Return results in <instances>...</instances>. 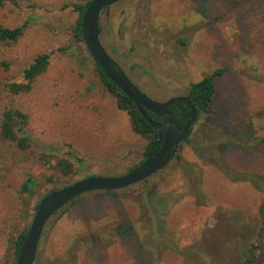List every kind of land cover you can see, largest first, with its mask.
Listing matches in <instances>:
<instances>
[{
    "label": "rangeland",
    "instance_id": "1",
    "mask_svg": "<svg viewBox=\"0 0 264 264\" xmlns=\"http://www.w3.org/2000/svg\"><path fill=\"white\" fill-rule=\"evenodd\" d=\"M89 1L0 0V25L26 24L17 42L0 44V121L6 108H19L33 139L21 151L0 137V264H17L15 241L45 195L145 160L147 140L75 38L77 7ZM99 25L109 54L157 101L187 96L192 83L223 72L212 113L181 144V161L65 206L46 225L35 264H239L264 198L250 176L264 179V0H125L103 10ZM44 54L50 63L33 89L13 94L9 85L26 83L25 70ZM40 145L56 149L53 164L73 162L75 173L59 177L42 164ZM30 178L37 185L26 191Z\"/></svg>",
    "mask_w": 264,
    "mask_h": 264
},
{
    "label": "water",
    "instance_id": "2",
    "mask_svg": "<svg viewBox=\"0 0 264 264\" xmlns=\"http://www.w3.org/2000/svg\"><path fill=\"white\" fill-rule=\"evenodd\" d=\"M125 0H94L87 7L81 23L84 43L106 76L137 106L142 116L155 129L158 139L149 156L135 169L116 177L90 176L68 184L43 197L38 204L32 224L19 251L17 264H35L37 251L48 222L65 206L89 192L119 191L143 182L164 169L174 158L181 144L189 137L195 123V110L188 96H179L165 102L146 95L125 73L101 42L99 23L102 11ZM182 103L188 108V120L181 128L169 107ZM147 111L160 122L152 120ZM159 148L155 152L156 148Z\"/></svg>",
    "mask_w": 264,
    "mask_h": 264
},
{
    "label": "trees",
    "instance_id": "3",
    "mask_svg": "<svg viewBox=\"0 0 264 264\" xmlns=\"http://www.w3.org/2000/svg\"><path fill=\"white\" fill-rule=\"evenodd\" d=\"M92 1L94 0H90L84 6L77 7V9L80 11V18L78 20L76 28L74 29V34L78 42L84 43L81 30L82 17L87 7ZM25 30L26 24H23L22 26L13 29L0 25V44H11L17 42L23 36ZM99 34L101 36L100 25ZM50 59V54L38 56L35 61L30 65V67L24 72V78L26 80V83H12L9 85L10 91L16 95L30 92L33 89V85L37 77H39L46 71L50 63ZM95 66L99 77L101 78V81L106 87L107 91L112 94L116 99L118 109L126 112L129 115L133 131L141 138L147 140L148 145L146 151L144 152V157L146 159L149 156L151 148L154 146L158 139L157 132L139 112L136 104L106 76V74L96 61ZM221 72H223V70H217L211 75L205 76L200 81L191 84L187 96L191 99L194 105L196 119L194 126L190 131L189 137L185 142H190L199 132L203 131L201 130V128L203 127L202 122H204V120L212 113L211 106L217 89L215 79ZM169 110L171 111L178 125L183 128L188 120V108L182 103H177L175 105L170 106ZM147 114L152 120L160 122V119L156 115L148 111ZM28 126L29 116L27 113L14 106L8 107L3 111L1 116L0 137L3 141L8 143L9 145H12L15 148L21 151H28L33 144V139L28 133ZM224 140H226V138H224ZM40 149L42 152L39 156V160L42 162V164L47 165L49 167L51 166L56 169L57 173L60 174L58 175L59 177L61 176L64 178H69L75 173V165L68 159L57 158L56 162L53 164L52 158L54 156L53 154H56L55 148H49L40 145ZM158 149L159 148L157 147L155 149V152H157ZM180 158L181 156L177 152V154L174 156V160L181 161ZM143 161H141V163ZM80 162L82 161H78V163ZM216 163H214L213 165L217 168L222 169V172H225L223 170L226 163ZM137 166L138 165H136L135 167ZM223 174L225 175V173ZM250 176L253 177L251 180L253 183L256 184L257 189L264 194V179L258 178L257 175ZM36 185L37 180L30 178L25 183L24 187L26 191H31ZM56 190L58 189H55L53 191ZM258 214L259 224L255 232L253 233V237L249 241L248 246L246 247V250L243 253V258L239 264H264V198L259 206ZM27 233L28 230H25L20 236H18L15 241V250L17 256L19 254L23 242L26 239Z\"/></svg>",
    "mask_w": 264,
    "mask_h": 264
},
{
    "label": "flooded vegetation",
    "instance_id": "4",
    "mask_svg": "<svg viewBox=\"0 0 264 264\" xmlns=\"http://www.w3.org/2000/svg\"><path fill=\"white\" fill-rule=\"evenodd\" d=\"M168 165H169V164H168ZM166 167H167V166H166ZM162 170H163V169H162ZM159 172H160V171H159ZM156 174H157V173H156ZM156 174H155V175H156ZM149 179H150V178H149ZM146 181H147V180H146ZM143 182H144V181H143ZM140 183H142V182H140ZM138 184H139V183H138Z\"/></svg>",
    "mask_w": 264,
    "mask_h": 264
}]
</instances>
